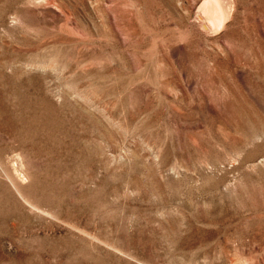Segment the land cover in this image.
Instances as JSON below:
<instances>
[{
  "label": "rangeland",
  "instance_id": "rangeland-1",
  "mask_svg": "<svg viewBox=\"0 0 264 264\" xmlns=\"http://www.w3.org/2000/svg\"><path fill=\"white\" fill-rule=\"evenodd\" d=\"M0 0V264H264V0Z\"/></svg>",
  "mask_w": 264,
  "mask_h": 264
},
{
  "label": "bare ground",
  "instance_id": "bare-ground-1",
  "mask_svg": "<svg viewBox=\"0 0 264 264\" xmlns=\"http://www.w3.org/2000/svg\"><path fill=\"white\" fill-rule=\"evenodd\" d=\"M233 10L232 0H203L194 22L202 32H215L226 26Z\"/></svg>",
  "mask_w": 264,
  "mask_h": 264
}]
</instances>
